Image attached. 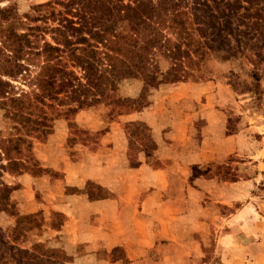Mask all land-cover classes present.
Returning <instances> with one entry per match:
<instances>
[{"label": "crops", "instance_id": "0c3cea01", "mask_svg": "<svg viewBox=\"0 0 264 264\" xmlns=\"http://www.w3.org/2000/svg\"><path fill=\"white\" fill-rule=\"evenodd\" d=\"M178 89L164 101L156 98V89L148 95L146 108L112 122L78 112L72 120V147H64L69 136L62 129L61 134L57 132L59 127L65 128L60 123L55 126L56 144L41 149L52 155H38L44 167L63 178L51 183L49 177L34 178L26 173L15 179L13 184L21 188H27L30 181L36 191L52 189L51 212L63 218L60 231L53 232L67 240L68 264H172L173 253L195 256L198 246L202 251L201 241L193 235L185 238L182 227L181 233L173 231L174 223L184 226L190 219L200 221L198 194H211L216 204L236 210L230 196L220 199L223 191L230 194L252 185L243 180H219L206 173L198 175L199 187L193 186L194 169L206 167L212 173L227 158L247 156L249 141L241 132L227 133L222 123L227 116L222 110L204 104L189 107V90L206 97L199 84L181 82ZM198 122L205 124L204 129L196 127ZM94 135L99 136L96 148L91 139ZM29 206L32 204L22 201V209ZM238 211H231L224 220H236ZM162 241L169 243L162 247ZM190 241L196 252H191ZM80 248L84 251L78 254ZM118 249L123 251L121 258L114 255ZM152 253L154 258L163 255L164 262L146 259Z\"/></svg>", "mask_w": 264, "mask_h": 264}, {"label": "rangeland", "instance_id": "374dc122", "mask_svg": "<svg viewBox=\"0 0 264 264\" xmlns=\"http://www.w3.org/2000/svg\"><path fill=\"white\" fill-rule=\"evenodd\" d=\"M50 1L58 3L59 5H54V8L63 12L66 11L64 5L69 2V0H0V9L2 10L0 23L3 27L14 24L21 34L26 32L30 26L34 27L39 24L44 26L43 23L36 24L30 20L44 14L47 15L51 8H38V6ZM125 1L128 2V0ZM68 14L71 15V13ZM49 25L55 27L57 24L50 22ZM201 28L205 27L201 26ZM196 29H200L199 26H196ZM211 30L214 32L213 29H210L208 30L209 34H211ZM53 36L54 34L48 32L45 38L55 46ZM132 36L131 24L128 21H120L107 29L96 30L93 38L98 42L101 52L109 51L122 56L126 52L127 44ZM208 38L203 40L210 42ZM42 44L43 42L41 46ZM43 62L44 58L36 57L30 63V73H24L23 77L19 76L16 79L2 78L10 83L12 89H9L11 95L7 99H0V148H5L9 154L6 157L4 151L0 149V173L3 175V178H0V183H7L15 191L13 192V200L17 203L20 214L24 217L33 218L24 219L18 227L17 217L1 213L0 227L5 233L16 236L19 242L24 241L25 243L21 245L26 249L35 250L34 246L41 243L43 248L40 251L49 252L50 256L59 258V261H61L66 258L64 245L67 240L60 239V236L55 237L56 233L53 232L59 230V227L63 224V218L58 212H51V209H54L52 189L48 188V193L46 191H36L38 188H31L30 181L26 183L27 188H21V186L13 184L15 179L18 178L17 176L27 173L34 178L49 177L48 180L51 183L54 181L56 183L57 180L63 178V175L44 167V163L38 159V155L51 153L50 151L44 152L41 149L45 144H56L54 134L57 124L62 123L65 126V128L59 127L57 132L61 134L60 130L62 129L69 136L64 147L66 145L72 147V128L75 126V124L72 125V120L77 117L78 112L90 113L98 116V119L102 117L106 122L116 121L121 115L146 108L149 105L148 95H151L156 89L159 90V95L154 93L157 96L156 98L161 97V101L166 100V95L178 92L180 83L160 85L158 82L163 79L160 75L152 78L149 84L144 80H125L118 85V96L131 98L132 100L120 101L117 104L114 97L115 93L110 92V87L107 84H102L101 88L109 96H113L112 98L102 99L94 107L85 108L86 110H78L76 107L72 108V106L60 110L56 107H49V101L43 103L36 98L35 94L39 92L37 91L38 86L35 78L41 71L44 65ZM63 62L71 68L72 61L67 55L64 56ZM168 66L166 61L162 60L164 71L168 69ZM191 70H193L191 71L193 77L187 78L184 82L199 84L200 89H204L206 97H204L205 95L200 97L199 92L189 90V107L194 108L193 104H196V106L204 104L206 107H216L222 110L227 116L222 120V123L226 124V129H228L227 133L241 132L243 138L246 140L247 137L249 141L245 151L247 156L227 158L212 173L206 167H202L200 170L198 168L194 169L196 180H194L193 186L198 188L199 182H196L200 179L198 175L201 176V174L206 173L213 178L216 175L219 180H243L251 182L252 185L241 186L240 189L238 188L230 194L223 191L220 199L230 196L229 198L236 202V210L216 204L211 194H206V196L198 194L200 199H198L196 214H198L200 221L194 222L190 219L188 223L184 222V226L179 223L175 225L174 223L173 227L175 228L172 230L181 233L180 227H182L185 238L193 235V238L195 237L201 241L202 251L200 246L195 244V247H199V251L196 252L193 249L194 244L190 241L191 252L194 250L193 252H196L197 255L189 256L173 253L172 264H264V78L260 83L259 90L255 91L254 85L256 86V83L251 78L253 66L240 53L232 54L224 50L215 52L203 68L200 66V72L197 71V66ZM199 75L202 76L199 77ZM245 86L249 89L245 90ZM162 87L165 90L161 89ZM207 95L209 96L207 97ZM192 96H197L198 99L196 100ZM13 99L20 101L12 103L10 100ZM30 101L33 103H30ZM196 127L201 130L204 129L205 124L198 122ZM139 128L142 131L145 129L143 127ZM78 135L82 136L83 134L78 133ZM98 137V135H94L91 138L92 145L95 144V148ZM18 138H22L24 141L16 142ZM17 151L18 153H16ZM250 157L253 158L250 159ZM8 158H20L24 167L20 166L17 161L8 163ZM249 161L252 163H248ZM21 168H23L22 171ZM31 177L30 180H34ZM23 200L25 203H31L32 206L22 209ZM242 205H245V207H242ZM17 209L14 210V214H17ZM231 211H238L236 214L237 219L224 220L230 215ZM161 243V246L164 247L169 242L162 241ZM83 251L84 249L80 248L77 253ZM114 255L116 258L124 256L123 251L120 249L116 250ZM69 259L71 258L69 257ZM146 259L155 260L157 263L164 262V256L159 254L154 258L152 253ZM9 264H15V262L10 260Z\"/></svg>", "mask_w": 264, "mask_h": 264}, {"label": "trees", "instance_id": "16d2710c", "mask_svg": "<svg viewBox=\"0 0 264 264\" xmlns=\"http://www.w3.org/2000/svg\"><path fill=\"white\" fill-rule=\"evenodd\" d=\"M57 4L50 1L39 5L38 8L51 11L30 21L44 26H30L23 34L14 24L3 27L0 23V99H7L12 89L2 78L16 79L30 73V63L36 57L44 58L35 78L39 92L36 98L43 103L49 101V107L60 110L71 106L86 110L102 99L112 98L101 88L102 84L115 93L117 104L132 100L118 96V85L125 80H144L149 84L160 75V85L184 82L193 77V67L197 66L200 72V66L203 68L215 52L223 50L240 53L253 66L255 91L264 78V0H69L64 5L67 12L57 11ZM120 21H128L132 27L126 52L122 56L101 52L94 32ZM50 22L57 25L51 27ZM210 29L214 30L211 34ZM48 32L54 34L55 46L46 40ZM207 38L210 42L203 40ZM65 55L72 61L71 68L63 62ZM162 60L169 65L166 71ZM0 149L8 157V150ZM7 160L24 167L20 158ZM13 192L7 183H0V214L17 217L19 227L24 219L33 217L20 214ZM23 243L0 227L1 264H9L10 260L15 264H66L70 260L65 252L66 258L59 261L49 252L40 251L41 243L32 251Z\"/></svg>", "mask_w": 264, "mask_h": 264}]
</instances>
